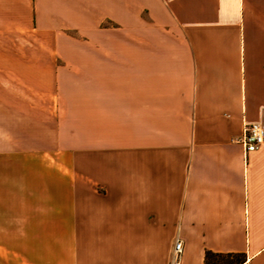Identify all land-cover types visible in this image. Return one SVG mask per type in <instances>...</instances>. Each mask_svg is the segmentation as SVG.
<instances>
[{
  "label": "crops",
  "instance_id": "1",
  "mask_svg": "<svg viewBox=\"0 0 264 264\" xmlns=\"http://www.w3.org/2000/svg\"><path fill=\"white\" fill-rule=\"evenodd\" d=\"M70 5L98 44L86 134L0 152V264H170L177 241L264 264V145L238 143L264 125V0Z\"/></svg>",
  "mask_w": 264,
  "mask_h": 264
},
{
  "label": "rangeland",
  "instance_id": "2",
  "mask_svg": "<svg viewBox=\"0 0 264 264\" xmlns=\"http://www.w3.org/2000/svg\"><path fill=\"white\" fill-rule=\"evenodd\" d=\"M56 2L41 13L39 0H0V152L13 143H55L60 129L63 138L71 130L86 134L88 79L94 77L88 49L98 44L72 16L71 0Z\"/></svg>",
  "mask_w": 264,
  "mask_h": 264
},
{
  "label": "built area",
  "instance_id": "3",
  "mask_svg": "<svg viewBox=\"0 0 264 264\" xmlns=\"http://www.w3.org/2000/svg\"><path fill=\"white\" fill-rule=\"evenodd\" d=\"M246 154L258 151L264 145V125L260 123L246 125L239 140ZM184 248L180 241L174 247L170 264H182Z\"/></svg>",
  "mask_w": 264,
  "mask_h": 264
},
{
  "label": "trees",
  "instance_id": "4",
  "mask_svg": "<svg viewBox=\"0 0 264 264\" xmlns=\"http://www.w3.org/2000/svg\"><path fill=\"white\" fill-rule=\"evenodd\" d=\"M244 262L243 254L222 255L207 251L205 256V264H243Z\"/></svg>",
  "mask_w": 264,
  "mask_h": 264
}]
</instances>
